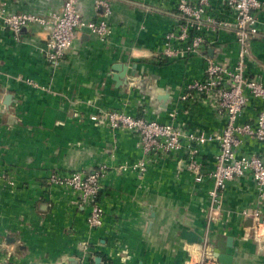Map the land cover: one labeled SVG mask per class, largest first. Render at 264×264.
Instances as JSON below:
<instances>
[{
	"label": "crops",
	"instance_id": "1",
	"mask_svg": "<svg viewBox=\"0 0 264 264\" xmlns=\"http://www.w3.org/2000/svg\"><path fill=\"white\" fill-rule=\"evenodd\" d=\"M149 1L111 0L109 41L101 43L87 31L78 32L57 66L40 52L46 29L23 28L16 43L0 28V175L10 174L14 183L0 182V264H188L192 245L181 240L183 229L213 245L220 234L233 237L232 247L225 248L232 264H264V247L243 237L245 226L239 217L243 209L256 205L264 216V200L250 180L229 183L224 212L211 218L206 188L198 196L192 178L174 161L149 165L143 175L119 170L139 159L138 138L102 125V110L126 108L166 121L170 108L175 103L180 107L178 90L203 63L156 65L161 35L174 21L135 6H149ZM261 1L257 16L264 25ZM0 2L15 13L48 16L61 10L60 0ZM77 10L88 20L103 17L94 0H79ZM220 38L227 58L234 61L232 36ZM247 63L249 74L262 72L264 39L252 43ZM117 64H136L148 78L147 94L137 87L129 89V77L126 85L116 86L112 67ZM30 80L42 88L27 84ZM155 87L170 93L164 110L155 99ZM263 107L264 101L251 99L242 120H253ZM179 120L193 132L222 127L205 107H195ZM209 148L212 152L214 146ZM246 148L264 159V142ZM211 152L204 150L205 162L212 161ZM102 165L107 168L98 195L103 222L92 229L86 220L88 209L78 204L76 194L49 184L47 178L52 172L90 173Z\"/></svg>",
	"mask_w": 264,
	"mask_h": 264
},
{
	"label": "built area",
	"instance_id": "2",
	"mask_svg": "<svg viewBox=\"0 0 264 264\" xmlns=\"http://www.w3.org/2000/svg\"><path fill=\"white\" fill-rule=\"evenodd\" d=\"M61 10L48 16L29 12H11L0 2V28L6 30L16 43L23 28L46 29L48 36L40 52L45 61L57 66L72 46L78 32L87 31L99 42L107 43L113 31L107 18L110 1L94 0L102 8L98 20H88L77 10L79 0H60ZM149 6H135L170 16L174 23L164 31L156 53L157 58L174 62L202 60L196 74L178 90L180 107L174 104L167 112V120L147 119L126 112V108L102 110L100 122L111 130L128 132L138 138L139 159L119 170L143 175L147 166L174 161L196 185L195 193L206 188L209 215L213 218L224 212L226 186L235 179L250 180L260 199L264 200V159L249 152L247 144L264 142V107L251 121L242 120L243 110L251 99L264 101V69L259 74L248 73V56L255 40L264 39V25L257 12L261 0H150ZM153 5V6H152ZM230 35L236 44L234 61L226 56V44L221 35ZM212 50V57L208 51ZM214 56V57H213ZM230 57V56H229ZM234 57V56H233ZM198 68V67H197ZM196 68V69H197ZM130 79L129 89L136 86ZM32 87L42 88L31 80ZM183 105V107H181ZM195 107H205L213 117L222 121L218 131L193 132L180 115H187ZM144 113V110H142ZM214 146L212 152L209 147ZM204 150L211 152L212 161H204ZM107 174L102 165L93 172L84 170L68 174L52 172L47 181L71 190L79 205L87 207V223L100 228L103 209L98 202L101 179ZM0 182L13 186L10 174H1ZM196 196V197H198ZM241 221L251 220L244 227L243 237L264 247L263 211L256 205L240 212ZM188 247L190 245H187ZM213 247L207 242L188 249V264H219Z\"/></svg>",
	"mask_w": 264,
	"mask_h": 264
},
{
	"label": "water",
	"instance_id": "3",
	"mask_svg": "<svg viewBox=\"0 0 264 264\" xmlns=\"http://www.w3.org/2000/svg\"><path fill=\"white\" fill-rule=\"evenodd\" d=\"M208 55L212 56V50L208 51ZM113 74L112 79L116 83V86H123L127 84V78L136 79V86L138 90L142 94H147V89L149 87L148 78L142 77V74L136 70V64H133L131 68H129L126 64H117L112 67ZM155 86V85H153ZM155 99L159 101L160 109H166L167 102L170 99V93L168 91H164L162 89L155 87ZM244 226L249 227L251 226V220L247 219L244 221ZM181 240L188 245L198 244L201 245L204 243V238L197 235L193 231H189L183 229L180 233ZM234 238L231 236H226L225 234H220L216 238V243L213 245L207 241L214 249L215 257L220 264H232L233 257L232 255L225 252V248H231L233 245Z\"/></svg>",
	"mask_w": 264,
	"mask_h": 264
},
{
	"label": "trees",
	"instance_id": "4",
	"mask_svg": "<svg viewBox=\"0 0 264 264\" xmlns=\"http://www.w3.org/2000/svg\"><path fill=\"white\" fill-rule=\"evenodd\" d=\"M108 1H111V0H108ZM166 31V30H165ZM164 33V32H163ZM162 33V34H163ZM161 37H162V35H161ZM263 39V38H262ZM261 40V39H260ZM160 41H161V38H160ZM157 63H156V65H158L159 67H163V66H166V65H168V63H172V62H174V61H171V60H169V59H166V58H164V59H162V58H157ZM189 61H192V60H189ZM197 60H194V62H196ZM198 61H200V62H202V60H198ZM203 64V63H202ZM202 67V66H201Z\"/></svg>",
	"mask_w": 264,
	"mask_h": 264
}]
</instances>
